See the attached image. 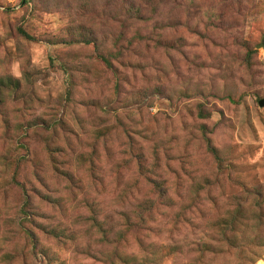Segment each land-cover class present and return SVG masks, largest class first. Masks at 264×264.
<instances>
[{
	"label": "rangeland",
	"instance_id": "rangeland-1",
	"mask_svg": "<svg viewBox=\"0 0 264 264\" xmlns=\"http://www.w3.org/2000/svg\"><path fill=\"white\" fill-rule=\"evenodd\" d=\"M108 1L113 10L101 12L105 0H0V264L32 261L5 225L23 195L13 178L30 200L61 196L60 222L88 220V208L109 216L119 193L156 197L152 182L162 184L174 208H188L180 233L191 240L228 197L264 196V0H150L142 5L156 11L135 24L124 10L139 0ZM114 10L127 49L109 68L83 40L111 39ZM42 118L50 133L34 129ZM48 247L53 264H101L94 243L83 254ZM136 249L130 240L124 250ZM259 252L253 264H264V243Z\"/></svg>",
	"mask_w": 264,
	"mask_h": 264
},
{
	"label": "trees",
	"instance_id": "trees-1",
	"mask_svg": "<svg viewBox=\"0 0 264 264\" xmlns=\"http://www.w3.org/2000/svg\"><path fill=\"white\" fill-rule=\"evenodd\" d=\"M149 3L150 0L131 3L124 10V13H128L126 18L132 20L134 24L148 22L151 17L145 16V14L153 10L156 11L153 6L142 5ZM105 8L108 11L113 10V6L109 5L108 0L101 4V12ZM124 13L114 10L117 24L110 32L111 39L106 34H100L97 41L83 40L86 44L90 42L93 44L101 61L109 68L113 67L112 59L118 61L122 52L125 53V49H127L124 41L128 26L125 19L121 17ZM190 23L186 18L187 27ZM199 23L200 21L195 22V27ZM18 30L26 38H32L22 29L18 28ZM1 94L2 90H0ZM51 120L63 124L60 117H54ZM41 121V123L35 124L34 129L40 133L42 131L50 133L49 126H53V122H50L51 125H45L44 118ZM54 131L55 129L52 130V132ZM46 147L48 144L45 145V149ZM29 154L27 153V155ZM133 155H135L134 160L138 169L143 170L145 165L143 155L140 153ZM22 159L23 164L30 162L26 155ZM33 159L35 160V158ZM22 163H20L21 166H23ZM35 180L38 179L35 178ZM13 181L15 185L22 188L23 195L16 212L18 214L15 218H8L5 225L8 233H15L21 237L19 256L22 261L30 258L32 260L30 264H53L52 260L55 255L49 254L48 244L50 243L62 246L63 249L67 248L70 250V254L73 252L86 253L85 251L90 250L94 243L97 247V250L95 249L97 256L91 257L101 264H161L167 255L171 256L170 264H253L264 243V224L262 222L264 219V196L261 192L246 188H243V192L241 191L240 194L228 197L229 201L234 199L232 203L230 202V206L219 214L217 212L211 221L207 220L203 223L200 231L204 235L203 237L191 240L182 237L180 233L185 230L186 226H191L187 216L189 215L187 214L188 208H174L172 197L159 183L152 182V186L157 190L156 197L148 196L140 199L132 195L131 191L130 194L119 193L118 206L109 216L88 208L89 215L86 216L88 220H79L84 217L79 215L78 218L74 217L72 222H68L67 217L63 222H60L56 218V213L62 210L61 196H47V194L39 196L37 194V201L31 199V202L25 193L28 191L25 187L26 183L22 184L14 178ZM196 198H198L197 195ZM157 199L169 202V204L163 205L168 209L164 213L159 211ZM38 204H42L40 208ZM198 212L202 216L205 215L202 209ZM155 214L165 217L164 222L156 221ZM193 229L199 233L198 228ZM161 235H165V240H162L163 246L157 239ZM96 238L98 240L94 242ZM130 240L136 245L135 252H125L124 250ZM11 259V253L6 252L3 256V263H9ZM23 262L26 264V261Z\"/></svg>",
	"mask_w": 264,
	"mask_h": 264
},
{
	"label": "water",
	"instance_id": "water-1",
	"mask_svg": "<svg viewBox=\"0 0 264 264\" xmlns=\"http://www.w3.org/2000/svg\"><path fill=\"white\" fill-rule=\"evenodd\" d=\"M264 104V98L259 101V106Z\"/></svg>",
	"mask_w": 264,
	"mask_h": 264
}]
</instances>
